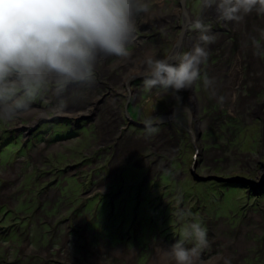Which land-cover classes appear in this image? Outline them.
I'll list each match as a JSON object with an SVG mask.
<instances>
[{"label": "rangeland", "instance_id": "1", "mask_svg": "<svg viewBox=\"0 0 264 264\" xmlns=\"http://www.w3.org/2000/svg\"><path fill=\"white\" fill-rule=\"evenodd\" d=\"M172 4L154 0L153 7L168 15L166 20L173 15L168 21L176 23L181 9L175 7L169 15ZM215 14L201 10L198 18ZM223 28L230 32L217 36L224 40L214 50L213 44L207 46L213 51L201 73L214 84L205 88L198 81L193 91L197 105L188 104L200 122L196 146L186 122L178 119L155 127L162 134L159 140L156 134L122 125L120 115L111 118L104 134L94 125L74 132L71 125L49 122L58 117L51 91L33 103L40 105L33 106L41 110L39 115L0 122V151L10 128L38 124L33 134L46 131L33 138L40 140L36 148L18 151L19 144L8 143L0 152V264H153L157 249L179 239L183 222L175 215L178 209L192 214L187 221L198 218L207 228L210 248L201 253L204 264L220 254L232 264H264V57L255 55L252 46L259 40L264 51V16L253 12L234 27ZM177 34L167 36L173 41ZM172 43L151 47L157 58L165 59ZM144 51L130 56V62L120 59L122 76L109 81L122 116L129 94L117 85L133 73L134 68H125L139 65ZM233 75L229 91L228 77ZM138 90L136 102L126 109L138 123L181 108L187 96ZM95 92V101L107 93ZM106 103L102 108L110 110ZM85 108L93 110L92 105ZM84 110L64 108L71 120ZM191 168L212 180L194 181ZM165 169L170 175H164Z\"/></svg>", "mask_w": 264, "mask_h": 264}, {"label": "clouds", "instance_id": "2", "mask_svg": "<svg viewBox=\"0 0 264 264\" xmlns=\"http://www.w3.org/2000/svg\"><path fill=\"white\" fill-rule=\"evenodd\" d=\"M154 0H0V122L9 123L41 110L33 103L49 91L57 98L53 106H66L65 93L71 85H90L95 79L98 57L127 59L129 45L139 22L155 14ZM200 10H213L223 22H240L255 12L264 16V0H197ZM190 29L198 33L189 51L174 63L157 58L149 50L140 60L136 74L145 91L178 95L198 81L210 88L214 80L201 74L208 58L207 46L217 35L210 25L195 18ZM264 37V30L260 31ZM246 46V45H245ZM254 54L264 57L259 40H253ZM158 129L145 122V133ZM164 175H170L165 169ZM182 226L168 248L157 249L153 264H204L201 253L210 248L207 228L192 214L178 209ZM190 244V247H186ZM208 264H232L217 255Z\"/></svg>", "mask_w": 264, "mask_h": 264}, {"label": "flooded vegetation", "instance_id": "3", "mask_svg": "<svg viewBox=\"0 0 264 264\" xmlns=\"http://www.w3.org/2000/svg\"><path fill=\"white\" fill-rule=\"evenodd\" d=\"M171 6H172L173 10H170L169 15L172 14V12L175 10V7H178L181 9L180 16L178 18L179 22H176V23L169 22L168 20H173L175 17L172 15L170 17V19L166 20V17L168 15L162 16L160 10L155 11V14L153 15V17L148 19L147 22H139L138 21L137 32L134 35L133 41L129 45L130 53H133V54L137 53L138 54L141 51H143V49H145V51L148 52L149 50H153V47H151L152 45L156 46L160 42H165V43H172L173 42L172 43V49L167 54L165 59H168L169 63H174L175 57L179 53H181L183 51H189L192 48L193 44L197 40L198 33L195 31H192L189 26L193 22V20L200 15L201 10L197 6V0H173V4ZM193 12H195V13L193 14ZM199 18L202 19L206 24L210 25L211 31L213 33H215L217 36L220 34H221V36H223V33L227 31L226 29L223 28V25H225V26L227 25V27H232V26L234 27V25H236V23H233V22L220 21L217 18L216 14L211 15V16H206V17L200 16ZM159 22H161V24H159ZM169 24H172V26H168ZM161 30H164V31H161ZM176 32H178V34H177V36L176 35L174 36L175 40H173V41L170 40L167 35L171 36V35H174ZM227 32H230V31H227ZM227 38L229 40L231 39L230 36ZM223 40H224V38H221V40H216L215 43H213V45H212L213 50L215 48L214 46L217 47L218 44H221ZM187 41H189V42L186 43ZM145 47H147V48H145ZM217 50L219 51L220 49H217ZM144 52H142L140 54L141 57L144 56L143 55ZM211 52H208V54ZM130 56H133V55H130ZM130 56L127 58L128 59L127 61H129L131 59L133 60V58H131ZM98 60H102V61L98 64L97 70L95 69L94 81L90 85H82L83 87L81 89H78V85H80V84L71 85L70 87H77V89H74L72 93H70V92L65 93L66 106L64 108L67 110H74V111L76 109H79V108L85 109L84 112L85 113L87 112L86 113L87 115L78 116L76 114V116H78V117L74 116V118H76V119L73 118L72 120L69 119L68 117H65L67 119H65V118H62V119L59 118L58 119V117H57V118H53V119L49 120V122L60 123L62 125V127H67V128L71 125L72 126L71 128L74 130V132L77 130L80 133L82 132L83 128H87L88 125H94L95 130L104 129L103 130V134H104L106 132V126L109 124V121L111 120V118L113 116L115 117V115L116 116L120 115L119 119H120V122L122 123V125H127L126 127H128V126L129 127L130 126L135 127L139 130L145 131V128L137 125V124H139V125L145 126V123H138V122H135L133 119L129 120L128 115L126 114V109L133 106V104L137 100V96L140 93V90H138V89L143 88L142 87V77L136 74L135 76L129 78V80L123 82V84L117 85V87L125 88L127 90V93L129 94L128 99H126L127 107L124 109L125 116H122L120 114V111H119L120 109L117 107V105L115 103V101H117L118 96L116 95V92H114V89L109 85V81L113 82L112 80H114V77L120 78L122 76V72L120 70V65L122 63L120 61V58L100 56V57H98ZM209 60H210V58L208 57L207 61H209ZM113 63H115V64L112 66L111 64H113ZM205 65H207V63H204L201 65V73H202L203 69H204V71H206ZM109 68H113L114 72H111L109 70ZM116 72L120 73V75H117ZM210 72H212V70H210ZM104 76L106 78H104ZM233 78H235V75L228 77V81L229 82L232 81ZM100 79H103V81ZM104 79L106 80L105 82H104ZM119 81H121V80H119ZM123 88H122V90H123ZM132 88L134 90H132ZM97 89L99 91L102 90V92L107 91V93L104 94V96H100V98L97 101H95L96 99H94V98L97 97V94L95 91ZM194 89H195V85L190 90L181 92V93H184L185 95H187L186 98H184L183 102L180 104L181 108H179V109H186L185 112L177 113L173 117H171L170 114H172V112H174L175 109H170L169 112L165 115V116H167V118L164 121H162L161 123H158V124L156 123L159 120V117L151 119L150 121L152 122V126L153 127H157V126L159 127L162 124L168 125V122L172 121L173 119L185 121L186 126H187L188 117H189L188 113H191L190 112L191 105H188V104L190 103L191 100H194V103L197 105L196 96L193 92ZM153 90H156V89H153ZM190 95L192 96L191 100H190V98L188 100V97H190ZM107 101L110 102V105H109L110 110L108 108L107 109L102 108L103 106H105L107 104L106 103ZM87 105L93 106V108H92L93 110H92V113L90 115H88V114L91 111L89 109L85 108ZM33 106L40 108V105H37V104H33ZM112 108H114V111ZM81 114H83V112H81ZM107 114H108V116L105 119L103 116L107 115ZM175 116H177V117H175ZM193 116L198 117L197 112ZM54 119H57V121H54ZM147 121H149V120L147 119L144 122H147ZM193 121H194V123H192V124H197V125L192 128V131L195 133L199 132L198 125L200 124V122L198 121V119H193ZM42 122H44V121H42ZM37 126H38V124L36 125V127ZM35 128L28 129L27 126H24V127H17L14 129L10 128L9 130H7L6 132H10L11 135H10V138H8V137H7V139L5 138V142L2 145L1 151L5 149V146L8 143L19 144L18 151H21V150L27 149V148H30V149L36 148L37 144H39L40 140L35 141L33 138H36L40 134L45 135L46 131H40L36 134H33V132L35 131ZM16 130L20 133L16 132ZM187 133H188V131H187ZM154 134H156L154 136H158V138L155 137V138H157V140H159L160 136L162 135V134H160L159 131H158V133L155 132ZM3 137H5V136H3ZM50 139L46 140L47 144L51 143ZM1 140H2V135H0V143H1ZM32 140H34V143H32L31 146L29 147V143L32 142ZM116 143L119 144V141H116ZM116 143H114V148H113V151H114L113 153L115 155L119 151L118 145ZM107 170H109V169L107 168ZM121 170H124V168H122Z\"/></svg>", "mask_w": 264, "mask_h": 264}, {"label": "water", "instance_id": "4", "mask_svg": "<svg viewBox=\"0 0 264 264\" xmlns=\"http://www.w3.org/2000/svg\"><path fill=\"white\" fill-rule=\"evenodd\" d=\"M166 60L168 61V59H166ZM185 111H186V109H175L174 112H172V114H170V116L172 117V116H174V115L177 114V113L185 112ZM188 115H189V117H188V122H187V131H188V133L190 134L192 144H193L194 146H196L195 141H196L197 138L199 137V135H200L199 133H200V132H196V133H195V132L192 131V128H191V122H193V119H192L190 113H188ZM166 118H167V116H163V117H161L156 123H157V124H158V123H161V122L164 121ZM128 119L130 120L131 118L128 116ZM137 125L140 126V127L145 128L144 125H139V124H137ZM195 130H196V129H195ZM195 139H196V140H195ZM195 152L198 153L197 148H196ZM190 173H191V176H192V178L194 179V181L199 182V183H202V182H206V181H210V180H212V177H207V178H205V177H199V176H197L196 173H195L194 168H191ZM213 179H214V178H213ZM216 181H217V180H216Z\"/></svg>", "mask_w": 264, "mask_h": 264}, {"label": "bare ground", "instance_id": "5", "mask_svg": "<svg viewBox=\"0 0 264 264\" xmlns=\"http://www.w3.org/2000/svg\"><path fill=\"white\" fill-rule=\"evenodd\" d=\"M136 54V53H135ZM131 55H134L133 53L131 54ZM129 62H130V60H129ZM134 62V61H133ZM136 62H139V61H136ZM135 63V62H134ZM137 64V63H136ZM139 64V63H138ZM139 67V65H133V63H131L127 68H125V69H127L128 70V72L130 71V69L129 68H134L133 69V73H130L129 75H125V78L123 79V82H125V81H127V80H129V78H131V77H133V76H135L136 75V69ZM238 72V71H237ZM230 77V76H229ZM231 83H232V81H230V84H229V91L231 90L230 89V86H231ZM189 98H190V100H191V96L190 97H188V100H189ZM193 99V98H192ZM192 101H194V100H191L190 102H192ZM192 104V103H191ZM190 104V105H191ZM193 107V105H191V107H190V114H191V117H192V119H195V117L193 116L194 115V113H193V111L195 110V109H193L192 108ZM192 108V109H191ZM188 110V109H187ZM52 111H53V109H52ZM53 112H55L54 114L56 115V116H58V117H66V116H69V114L67 115L66 114V112L64 111V108L63 109H60V110H57V109H54V111ZM87 113V112H86ZM86 113H83V114H81V113H78L77 115L78 116H84V115H87ZM92 113V111L88 114V115H90ZM45 117V113L44 114H42V115H40L39 116V118L40 117ZM78 116H75V117H78ZM178 116V115H177ZM177 116H175V117H177ZM173 117V116H172ZM180 117V116H179ZM178 117V118H179ZM174 120V119H173ZM35 123H37L36 121L33 123H31V126L33 125V124H35ZM192 123H194V121L193 122H191V128H192ZM197 124H195V126H196Z\"/></svg>", "mask_w": 264, "mask_h": 264}]
</instances>
